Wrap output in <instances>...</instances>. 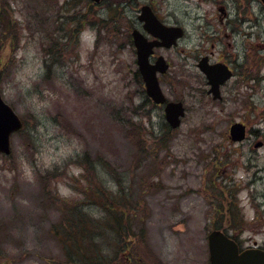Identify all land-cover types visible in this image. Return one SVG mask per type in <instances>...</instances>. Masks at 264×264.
I'll use <instances>...</instances> for the list:
<instances>
[{"label": "rangeland", "instance_id": "rangeland-1", "mask_svg": "<svg viewBox=\"0 0 264 264\" xmlns=\"http://www.w3.org/2000/svg\"><path fill=\"white\" fill-rule=\"evenodd\" d=\"M130 1L131 8L125 0L96 7L86 0H0V89L23 121L11 154H0V264H82L70 248L104 242L112 261L111 229L106 238L68 245L64 232L70 213L110 228L93 194L103 183L110 201L118 180L137 208L132 264H210L208 234L217 227L243 248H264L262 45L250 61L255 85L247 90L233 81L223 100H214L197 67L203 49H211L198 35L212 3ZM151 1L188 30L178 46L160 51L172 66L161 87L186 110L177 129L148 98L125 40L132 28L125 17ZM235 122L247 126L242 143L230 140ZM234 203L239 211L232 214Z\"/></svg>", "mask_w": 264, "mask_h": 264}, {"label": "flooded vegetation", "instance_id": "flooded-vegetation-1", "mask_svg": "<svg viewBox=\"0 0 264 264\" xmlns=\"http://www.w3.org/2000/svg\"><path fill=\"white\" fill-rule=\"evenodd\" d=\"M86 1L89 6L96 7V5L91 2V0ZM205 1H210L213 6L211 7V11L206 14V23L201 28L202 31L200 35H198V38L202 40V44H210L211 49H203L204 55L202 56L200 61L203 59H207L208 65L210 67L218 66L219 68H217L220 71V78H223L224 76H227V73H230V77L223 84H221L219 89L221 96L219 101H222L224 89L233 81H236L237 85L247 88V90L255 85L256 78L253 74L254 71L253 67H251L250 61L255 58L257 43L260 46L262 45V48L264 49V0ZM132 2L133 1L125 0V3L121 4H123L122 6L131 8ZM121 4L119 8H121ZM255 4L257 5L255 6ZM143 8H149L163 26L169 29H181L183 36L178 40V45L185 39L188 30L182 24H176L174 15H172L171 13L166 15V13L164 11H160V9L154 3H152V1L145 3L141 5L138 13L136 14V16H134L133 19H131L127 15V18L125 17L126 22L129 20L132 23V28L128 30L127 34L124 33L125 40L129 42L130 45H133L134 52L136 53V58L137 49L135 47L133 36V33L135 31L139 32L150 43L158 40L145 28L146 23L143 19H141V17L143 16ZM220 45L224 48L216 50V46ZM175 47L176 46L172 48H155L153 54L150 56L151 65H155L159 57H163L169 65V69L164 74H158L160 84L161 81H163L164 76L170 75V70L172 67L169 60L165 56H163L160 51L170 50ZM259 54L260 56H263L264 60V50L262 52H259ZM139 75L144 83L143 77L138 67L137 76ZM203 76L206 79V85L210 88L207 77L204 74ZM144 88L146 89L145 83ZM156 106L165 107V105ZM238 123L246 125L244 122ZM257 247L260 250H264V248L259 246L248 247L244 249Z\"/></svg>", "mask_w": 264, "mask_h": 264}, {"label": "water", "instance_id": "water-1", "mask_svg": "<svg viewBox=\"0 0 264 264\" xmlns=\"http://www.w3.org/2000/svg\"><path fill=\"white\" fill-rule=\"evenodd\" d=\"M99 3L101 0H93ZM143 19L145 28L153 34L158 41L148 42L139 32L133 33L137 49V64L146 85L148 96L155 104H164L166 97L160 87L158 73L164 74L169 65L163 57H159L155 65H151L150 56L154 48H171L177 44L178 39L183 36L181 29H169L163 26L149 8H143ZM199 69L207 76L212 94L215 100L220 99V86L229 77L220 78L219 67H210L207 59H203ZM166 120L171 128L176 129L181 125L185 116L183 103L168 102L165 107ZM23 122L13 108L7 104L0 89V154H11V136L21 130ZM247 128L241 123H235L230 127V138L232 142H242L246 139ZM210 253V264H264V251L259 249H248L240 251L239 244L221 230H213L208 235Z\"/></svg>", "mask_w": 264, "mask_h": 264}, {"label": "trees", "instance_id": "trees-1", "mask_svg": "<svg viewBox=\"0 0 264 264\" xmlns=\"http://www.w3.org/2000/svg\"><path fill=\"white\" fill-rule=\"evenodd\" d=\"M104 166L105 168L110 167L109 164L107 163H104ZM91 169L92 170L95 169L96 171V167L92 165H91ZM118 184H119L118 185L119 191L118 193L111 192L113 195L110 193L112 197L110 201L108 200V192L106 191V187L104 186L103 183H102L103 187L98 186L96 188V191H94V194H93L94 195L93 197L96 198L95 199L96 204H99L101 207H103V210L105 211L107 217H110V222L113 221L114 224L111 223L110 228H108V224H105V223L103 226L102 224H100L99 226L102 228H99V226L97 224H94L93 222L92 223L86 222L89 219L86 216V214H82V213L79 214L76 212L77 215L79 216L75 218L70 213V217L68 219L69 227H66V231L64 232V234L68 236V240L66 241L68 245L69 243L72 244L77 238L79 240L80 237L95 236L97 238H102L103 236L104 238H106L107 233L109 231L108 229H111L110 231L111 237L112 238L114 237L117 241V244H115L116 247H115L114 258L112 259V261L108 260V257L104 249L105 242L102 245H99L98 243L94 244V246H91V249L88 247L87 249L80 247L77 250L75 247L70 245L71 247H73L70 249H71V252H73L74 254L73 257H75V261L80 260L82 264H123V263L132 264V263H137L136 261L138 259H136V247H137L135 244L136 242L134 240L132 241L129 240L131 237L130 233L133 232L132 231L133 229L131 227V222L138 218V214L134 215V212H136L137 208L135 210V208H133L134 206L132 207L130 205L132 203H130V198L126 197V194L128 193L124 191L125 187H121L122 185L121 181L118 180ZM121 190L122 192L120 193ZM229 205H230V202L228 203L227 206L229 208L230 207L233 208L232 205L230 206ZM233 205H235L234 208L236 209L235 210L233 209V211H231L232 214H234L236 211H239L238 205L236 203H234ZM225 207H226V204L224 203L223 198H222L221 202L218 203L217 210L218 211L220 210L221 212H223ZM77 221L83 224L78 225V227L76 228ZM233 221L235 222L237 220L233 219ZM217 228L219 229L220 227H217ZM75 229H77V231ZM112 231H114V234L116 235L113 236ZM58 234H59V230L57 231V235ZM136 235L137 237L139 236V234H134V236L133 235L132 236L135 237ZM62 236H63V233L60 235V237ZM104 241H107V240H104ZM62 242L64 244L63 240ZM81 243H80V246H81ZM120 255L126 256L125 257L126 259L118 260Z\"/></svg>", "mask_w": 264, "mask_h": 264}]
</instances>
